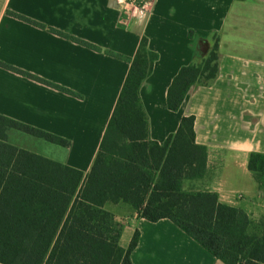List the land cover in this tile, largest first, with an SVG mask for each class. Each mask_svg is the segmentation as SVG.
Segmentation results:
<instances>
[{
    "label": "crops",
    "instance_id": "1",
    "mask_svg": "<svg viewBox=\"0 0 264 264\" xmlns=\"http://www.w3.org/2000/svg\"><path fill=\"white\" fill-rule=\"evenodd\" d=\"M143 38L159 55L140 91L151 139L163 144L182 118L195 116L196 142L208 149L205 177L185 182V190L217 193L222 203L264 218V193L248 169L250 154L264 153V0H151L143 12L114 0H0V62L80 96L0 67V115L70 145L17 132L10 142L87 175L130 71L117 56L134 57ZM214 38L217 78L195 85L180 110L170 111L174 78L206 59ZM105 210L124 224L123 248L140 232L133 264H224L168 219L151 223L125 203Z\"/></svg>",
    "mask_w": 264,
    "mask_h": 264
},
{
    "label": "trees",
    "instance_id": "2",
    "mask_svg": "<svg viewBox=\"0 0 264 264\" xmlns=\"http://www.w3.org/2000/svg\"><path fill=\"white\" fill-rule=\"evenodd\" d=\"M117 57L130 64V71L87 175L12 144L9 134L65 148L67 140L0 115V264H133L140 232L123 248L124 224L105 210L107 203L128 204L151 223L172 221L224 264H264V218L255 220L244 209L222 203L217 193L184 188L207 173L208 149L196 142L195 116L182 118L163 144L151 139L140 91L159 55L149 49L147 38L134 57ZM0 67L80 97L2 62ZM218 72L219 40L214 38L208 57L182 67L174 78L168 109L179 111L191 89L213 82ZM248 169L264 193V153L252 152Z\"/></svg>",
    "mask_w": 264,
    "mask_h": 264
},
{
    "label": "built area",
    "instance_id": "3",
    "mask_svg": "<svg viewBox=\"0 0 264 264\" xmlns=\"http://www.w3.org/2000/svg\"><path fill=\"white\" fill-rule=\"evenodd\" d=\"M118 4L120 9H124L126 6L133 5L136 6L140 12L148 10L151 0H142L141 5H138L139 0H114Z\"/></svg>",
    "mask_w": 264,
    "mask_h": 264
},
{
    "label": "rangeland",
    "instance_id": "4",
    "mask_svg": "<svg viewBox=\"0 0 264 264\" xmlns=\"http://www.w3.org/2000/svg\"><path fill=\"white\" fill-rule=\"evenodd\" d=\"M25 136V135H24ZM38 140V139H37ZM39 142H42L43 144H44V142L45 141H42V140H39ZM17 143H19V144H23V145H26V146H28L27 144H24L23 142H21L20 140L17 142ZM46 143V142H45ZM48 144V143H47ZM29 147V146H28ZM34 147H36L35 149H37L38 151H43V147H44V145L43 146H40V145H35ZM194 189H196V188H194V187H190V188H188L187 189V191H191V190H194ZM259 220H262V219H259Z\"/></svg>",
    "mask_w": 264,
    "mask_h": 264
}]
</instances>
